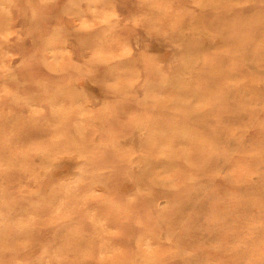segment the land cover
I'll use <instances>...</instances> for the list:
<instances>
[{"label": "rangeland", "instance_id": "obj_1", "mask_svg": "<svg viewBox=\"0 0 264 264\" xmlns=\"http://www.w3.org/2000/svg\"><path fill=\"white\" fill-rule=\"evenodd\" d=\"M0 264H264V0H0Z\"/></svg>", "mask_w": 264, "mask_h": 264}, {"label": "bare ground", "instance_id": "obj_2", "mask_svg": "<svg viewBox=\"0 0 264 264\" xmlns=\"http://www.w3.org/2000/svg\"><path fill=\"white\" fill-rule=\"evenodd\" d=\"M160 103V102H159ZM211 157V156H210ZM259 162V161H258ZM262 164V163H261ZM249 168V167H248ZM175 254V253H174ZM154 255L156 256V254L154 253ZM177 256V255H176ZM161 260V259H160Z\"/></svg>", "mask_w": 264, "mask_h": 264}]
</instances>
